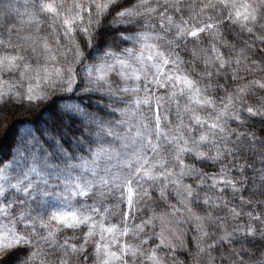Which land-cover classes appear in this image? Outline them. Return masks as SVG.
Wrapping results in <instances>:
<instances>
[{"label": "snow or ice", "instance_id": "1", "mask_svg": "<svg viewBox=\"0 0 264 264\" xmlns=\"http://www.w3.org/2000/svg\"><path fill=\"white\" fill-rule=\"evenodd\" d=\"M14 112L0 264H264V0H0Z\"/></svg>", "mask_w": 264, "mask_h": 264}, {"label": "trees", "instance_id": "2", "mask_svg": "<svg viewBox=\"0 0 264 264\" xmlns=\"http://www.w3.org/2000/svg\"><path fill=\"white\" fill-rule=\"evenodd\" d=\"M19 3H23L24 0H18ZM50 110V109H49ZM17 115L14 116V119L11 122L10 136L7 141L3 143L0 141V159H3L6 156H9L11 148L14 144L15 137L18 132L22 131L24 128L28 127H41L44 118L47 116V112L44 113V116L37 114H27L24 112H16ZM13 115V114H12ZM18 118V119H17ZM3 145V148H1Z\"/></svg>", "mask_w": 264, "mask_h": 264}, {"label": "bare ground", "instance_id": "3", "mask_svg": "<svg viewBox=\"0 0 264 264\" xmlns=\"http://www.w3.org/2000/svg\"><path fill=\"white\" fill-rule=\"evenodd\" d=\"M16 115H17V113L14 112L13 115H11L10 119L8 120V123L3 128H0V141L3 144L7 141V139L10 136V133L9 132H10V128H11V122L14 119H16V118H14V116H16ZM1 148H3V146Z\"/></svg>", "mask_w": 264, "mask_h": 264}, {"label": "rangeland", "instance_id": "4", "mask_svg": "<svg viewBox=\"0 0 264 264\" xmlns=\"http://www.w3.org/2000/svg\"><path fill=\"white\" fill-rule=\"evenodd\" d=\"M3 145H4V144H3ZM3 145H2V146H3Z\"/></svg>", "mask_w": 264, "mask_h": 264}]
</instances>
